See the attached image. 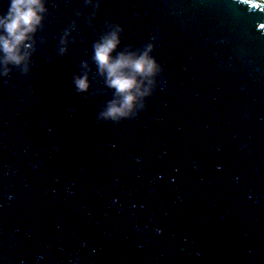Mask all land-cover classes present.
<instances>
[{
	"label": "water",
	"instance_id": "95a60500",
	"mask_svg": "<svg viewBox=\"0 0 264 264\" xmlns=\"http://www.w3.org/2000/svg\"><path fill=\"white\" fill-rule=\"evenodd\" d=\"M45 6L29 75L0 76V264H264V0ZM106 22L164 69L119 124L72 83Z\"/></svg>",
	"mask_w": 264,
	"mask_h": 264
},
{
	"label": "clouds",
	"instance_id": "9594fccd",
	"mask_svg": "<svg viewBox=\"0 0 264 264\" xmlns=\"http://www.w3.org/2000/svg\"><path fill=\"white\" fill-rule=\"evenodd\" d=\"M85 6L98 11L100 0H85ZM48 11L45 0H10L7 13L0 15V76L8 78L14 70L29 75L33 67L32 57L37 51L34 47L36 36L45 27ZM95 14L93 12L92 16ZM82 15V12L76 13L77 17ZM76 27L77 22L73 20L58 38L60 56L66 55L69 43L75 42L72 33ZM105 28L92 44L90 60L80 62V71L73 75L72 83L77 94L91 92L97 95L103 90L96 88L93 91V81L98 85L102 80L107 89L113 90V98L106 102L95 123L111 121L119 124L137 118L146 110L147 98L163 83L164 69L152 54L157 37H152L153 42L142 47L128 45L120 50L124 28L116 22H106ZM47 42V38L41 37V43ZM4 82L8 83V80Z\"/></svg>",
	"mask_w": 264,
	"mask_h": 264
}]
</instances>
